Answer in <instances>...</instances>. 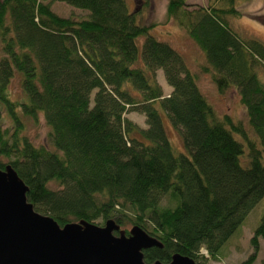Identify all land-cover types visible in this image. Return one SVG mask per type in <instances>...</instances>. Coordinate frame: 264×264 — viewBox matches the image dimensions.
Listing matches in <instances>:
<instances>
[{
	"label": "trees",
	"instance_id": "obj_1",
	"mask_svg": "<svg viewBox=\"0 0 264 264\" xmlns=\"http://www.w3.org/2000/svg\"><path fill=\"white\" fill-rule=\"evenodd\" d=\"M50 1L88 13L63 18ZM237 1L167 0L165 7L203 53L200 69L216 90L237 91L252 137L241 121L214 111L197 74L127 0H0V170L15 171L36 213L60 226L113 220L114 235L139 227L159 242L142 250L146 264L175 254L196 264L199 253L221 258L264 198V42L230 25ZM129 111L142 113L146 127L125 117ZM39 114L52 149L24 131ZM164 117L181 149L171 145ZM259 237L264 217L253 253L239 264H253Z\"/></svg>",
	"mask_w": 264,
	"mask_h": 264
},
{
	"label": "rangeland",
	"instance_id": "obj_2",
	"mask_svg": "<svg viewBox=\"0 0 264 264\" xmlns=\"http://www.w3.org/2000/svg\"><path fill=\"white\" fill-rule=\"evenodd\" d=\"M210 0H186L187 4L196 6H205ZM130 10H138V18L142 24H153L151 34L158 39L169 43L173 48L178 50L182 55L189 70L197 74V83L200 91L204 94L207 101L212 105L217 114L230 115L234 120H239L243 123L249 136H253V132L247 125V117L244 107L241 105L239 95L233 87L226 89L220 93L212 81L210 74L203 73L200 68L206 65L203 53L198 46L186 35V33L178 28L175 23L167 18L166 7L167 0H127ZM50 7L56 15L67 18L83 17L88 11L73 7L64 2L50 1ZM235 9L238 16L231 17L230 25L232 28L241 34H250L264 42V0H239L235 3ZM1 48V47H0ZM2 52L0 49V57ZM260 75L264 76V70L260 69ZM158 73V75H157ZM157 82L162 86L163 93L168 94L170 87L166 84L162 70L157 71ZM9 89L11 96L16 98L21 96L18 78H12ZM132 122L142 128H145V119L142 113L137 111H129L125 115ZM165 116V115H164ZM165 125L167 135L176 149H181V136L168 122L166 117ZM38 121L34 122L27 120L25 133L28 138L36 146H44L52 149L48 132L49 128L43 120L42 114H39ZM165 196L162 203H165ZM264 217V198L256 204V206L246 215L243 223L222 248V256L220 259H210L199 253V263L202 264H239L241 261L248 258L253 253L254 246L251 243V238L254 235L255 228L261 223ZM98 225H103L100 220ZM123 229V228H122ZM130 227H128V230ZM122 231H120L121 233ZM202 250V249H200ZM203 251V250H202ZM200 251V252H202ZM253 264H264V237L258 238V249Z\"/></svg>",
	"mask_w": 264,
	"mask_h": 264
},
{
	"label": "water",
	"instance_id": "obj_3",
	"mask_svg": "<svg viewBox=\"0 0 264 264\" xmlns=\"http://www.w3.org/2000/svg\"><path fill=\"white\" fill-rule=\"evenodd\" d=\"M27 187L11 168L0 170V264H146L142 250L159 242L139 227L114 235L117 225L67 223L36 213ZM151 264H163L158 261ZM165 264H196L175 254Z\"/></svg>",
	"mask_w": 264,
	"mask_h": 264
}]
</instances>
